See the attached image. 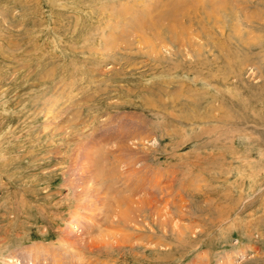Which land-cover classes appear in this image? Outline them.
Segmentation results:
<instances>
[{
    "label": "rangeland",
    "instance_id": "obj_1",
    "mask_svg": "<svg viewBox=\"0 0 264 264\" xmlns=\"http://www.w3.org/2000/svg\"><path fill=\"white\" fill-rule=\"evenodd\" d=\"M0 264H264V0H0Z\"/></svg>",
    "mask_w": 264,
    "mask_h": 264
},
{
    "label": "bare ground",
    "instance_id": "obj_2",
    "mask_svg": "<svg viewBox=\"0 0 264 264\" xmlns=\"http://www.w3.org/2000/svg\"><path fill=\"white\" fill-rule=\"evenodd\" d=\"M128 212V211H127ZM122 213V212H121ZM120 243V242H119Z\"/></svg>",
    "mask_w": 264,
    "mask_h": 264
}]
</instances>
